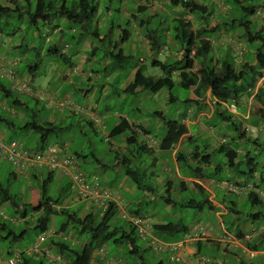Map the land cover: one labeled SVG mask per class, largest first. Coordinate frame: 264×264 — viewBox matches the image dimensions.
Segmentation results:
<instances>
[{"label": "rangeland", "instance_id": "rangeland-1", "mask_svg": "<svg viewBox=\"0 0 264 264\" xmlns=\"http://www.w3.org/2000/svg\"><path fill=\"white\" fill-rule=\"evenodd\" d=\"M65 2L67 7L74 6L78 0H59ZM97 0L98 5V15L96 18L98 32L102 37H106V39L102 41H98L92 37H87L84 41H79L77 39V34L73 31L70 32L71 25L67 22L58 20L62 33L52 31L53 25H40L39 32L35 31V28L29 24L28 11H32L28 5V2L33 6L34 0H15L12 3L10 0H0V5L3 7H10L11 9L18 8V11L11 14L8 17H4L0 19V55L6 56V54L10 56H17L20 60L18 65V74L19 77L23 80H26L31 84L34 89H39L45 91L46 94L51 95L54 92L59 94V97H55L56 101H61L64 99H68L72 101L74 105L78 108L74 111V115H70V108L65 107L64 109H60L61 113L58 111L54 112L51 108H47L43 101L39 103H35L34 101H30L29 97L26 95H20L18 93H14L12 97L6 98L2 90H0V109L1 107H10L12 105V101L19 97L24 103L26 108H15V114H22L21 119L18 116L13 117V121L21 126L27 122H31L33 120L37 121L39 124L45 125L46 123H54L55 126L61 128V131L56 134H51L46 138V145L48 144H59L63 145L67 143L69 148L68 150L73 152H79L82 155L86 156L88 159V165L81 164V170L88 171L95 174V159H98L100 163L106 165V169L104 171L97 170L98 175L100 177V181L105 182L107 189L111 190L118 197L117 202H119V198L122 197L124 199V203L129 206L134 203V201L142 200L144 196L139 192H135L133 196H129L127 193V186L123 187L122 182L125 178L123 172H121V168L116 166L115 162V153L114 149L121 144L122 139L128 136L129 132L126 131L120 136H116L113 139H107L106 134L113 129L117 120H119V115L124 113L130 119H136V115L139 113L136 111V107L138 103H141L143 99L146 100L142 104V108H147L149 111L155 109H162L164 113L169 112V116L173 117V113H175L178 109L182 111V116H176V119L182 120L185 118H189V120L195 121L196 116L189 112V110L196 109L191 100L192 93L190 90L182 89L180 86H173L170 90H163L156 96L153 95H145L143 93L130 95V96H121L116 97L112 92L113 88H118L121 84H123L126 79H130L134 75V69L137 61H143V73L144 75L151 77L153 79L159 78L163 76L160 68L151 66L152 57L151 58H141L139 54H136L135 59H131L125 62L120 63V67L118 70H114L116 65L113 64V58L111 57L112 52H117L119 48H114L115 41H119V36H122L123 31H128L131 34V39L126 42L122 47L123 53L125 55L135 53V48L133 47V36L135 32L146 33L147 31H153V34H156L158 37L161 36L163 39L164 35H168V39L171 43V47L175 52H179L180 59L182 58V48H184V43L180 39L175 38V30L178 26V20L176 18L182 17L186 15L185 12L177 10L173 8L171 5L167 3H163L161 0L158 1V5L156 8L153 6L150 8L149 13L139 14L137 17V22H133L131 18V14H136L133 4L134 0ZM160 1L162 4L160 5ZM196 3L205 6L208 8L210 13H213V9L215 6L216 0H195ZM145 3V0L141 1ZM261 0H247L244 1V5L258 7L260 6ZM228 6H230L231 11L226 13V17L224 20H229V22L234 24V22H238L240 18L243 19H252V16L244 15L240 11V6H238L233 0H227ZM146 4V3H145ZM155 18H152L151 23L147 24L146 27H139V20H150V16L152 13ZM263 12V10H262ZM194 16H198V13H195ZM233 19V20H231ZM253 29H255L253 27ZM235 30L238 32H242L243 29L239 27L238 24L235 25ZM17 32V33H15ZM13 34V35H12ZM74 35V36H72ZM118 35V37H117ZM259 42H254L252 44L247 43V47L252 51V55L254 50L259 46ZM87 44H92L94 53L92 54L91 48ZM56 46L61 51L65 50L67 57L70 58L72 63V67L63 65L59 59L55 57V55L48 54L49 48L51 46ZM32 48H35L32 50ZM135 55V54H134ZM133 55V56H134ZM221 55V54H220ZM223 55V54H222ZM221 55V56H222ZM248 56V55H247ZM222 59L224 56L221 57ZM247 58V57H246ZM251 56L247 58V61L250 60ZM153 59H162V57L155 55ZM166 60V59H165ZM201 60L197 58L198 62ZM168 62L172 61L171 58H168ZM234 64H236L235 58L232 59ZM30 64L34 65L36 63L39 64L38 71L36 76L32 78L28 74L27 66ZM57 63L60 66V69L56 68L57 73H66L67 81L63 79L57 80L54 76V64ZM107 67L106 71V79L110 82L111 88L109 89L108 98L105 99L102 97L99 100V95L96 93L95 86H92L88 83V76L91 78L92 83H96L97 85L104 80L105 71L103 70ZM82 71V72H80ZM93 72H98L101 76L100 79L96 77H91ZM100 72V73H99ZM174 82L178 81V77L174 76ZM1 85L9 90L11 88V83L3 79L1 81ZM169 94L176 98V103L173 104L171 102H166V99L169 98ZM54 95V94H53ZM158 97V100L156 98ZM182 101L183 103H181ZM86 107L94 109L93 117L99 119V123L94 122V119L88 117V110ZM57 109L58 107L55 106ZM81 109H84L80 111ZM177 109V110H176ZM238 111L241 109L238 107ZM79 112V113H78ZM0 115L2 117H8L5 110H0ZM124 115V116H125ZM10 116V115H9ZM83 116L87 117L86 121H83ZM90 116V115H89ZM135 117V118H134ZM175 117V115H174ZM173 117V118H174ZM10 118V117H9ZM140 119H144V116H140ZM157 119L155 116L150 115L148 121L149 132L153 136V139L161 140L164 136L165 129L161 127L160 131L154 130L157 125ZM90 122L92 123V127L89 126ZM215 122L219 123V118L214 117L209 122L208 125H214ZM50 123V124H52ZM244 123L248 126H253V122L244 121ZM206 124V125H207ZM226 125L225 123L222 126ZM161 126V124H158ZM221 126V127H222ZM192 129H197L195 126ZM223 130V129H222ZM222 130H216L217 132ZM0 133L5 135V142L13 141H25L30 147L37 148L41 147L42 143L39 141V136L32 131H24V130H12L9 131L4 125V123L0 122ZM222 136L229 137V134L223 133ZM224 138V137H222ZM221 138V139H222ZM199 139V138H198ZM199 146L202 148L206 146V154L212 157V163L217 164V154L211 150L210 146L207 147L208 143L204 139H200ZM211 142H209L210 145ZM231 143V142H230ZM154 146V145H153ZM133 150L134 158L132 160L133 166H138L139 162L141 165L139 166L141 169L145 168L146 172L150 175V172L159 176L161 180L169 179L176 184V177H178L177 168L174 163L170 162V170L168 172H164V168L161 166V159L170 158L171 153L168 152L166 155H160V160L158 165L153 167H148L150 164L149 155L138 153L136 147H131ZM68 152V153H70ZM127 157L131 158L129 153L125 154ZM252 158H255V162L257 163V170L263 166L264 164V154L263 153H255L253 152L251 155ZM122 158V157H121ZM159 158V155L157 156ZM243 160V159H241ZM223 161V160H222ZM203 164V163H201ZM198 164L194 163L192 166L195 167ZM200 165V164H199ZM169 166V167H170ZM240 170H247L245 160L240 165ZM237 170V168H236ZM14 172V167L2 157H0V183L5 187H9L12 195L15 196L17 203L28 201V194L30 192V188L28 187L29 180L22 175H17L18 179H11L8 181L7 175L9 172ZM209 175L213 176L212 178L219 182H231L234 181V177H230V173H228L227 169L223 167V170L220 175L215 176L211 173L210 170H206ZM43 177H47V171L43 170ZM180 173H182V177L184 176V172L181 169ZM190 175V174H188ZM232 175V174H231ZM57 178V177H56ZM54 178L53 182L47 186V193L52 199L59 200V207L67 208L72 211H78L79 208L86 206L85 201L80 202L79 200L76 202H72L73 193H71L65 182L66 179L57 182V179ZM249 179V178H248ZM151 183L155 185L158 197L163 196L166 197V186L162 184H156L158 179L155 177H150L149 179ZM9 182V184H7ZM33 189L36 188V184L34 181H31ZM129 186L135 187L132 183L128 181ZM207 186V184H206ZM214 188V187H213ZM214 195L216 200L221 202L225 200L226 202H237V207L234 210L240 212V215L232 216V215H224L218 216L215 212L208 211L205 209L203 212H197L194 210H185L177 208L167 207L162 204V201H157L149 206L148 212L153 215L152 217L162 218L165 221H176L175 219L182 218L184 220V224L189 227L193 222L200 219L206 225H210L212 227H217V230L225 227L232 235L237 236V234L242 232L243 234L248 233L250 229H248V225L250 221H244L247 215L254 214L257 212H263L264 214V204L259 206L251 205L249 202L238 203L236 196L225 193L223 191H219V189H214ZM156 196V197H157ZM135 198V199H134ZM170 198L176 201H180L182 199H195L200 200V196L194 190H189L184 194L179 192L171 191ZM121 199V198H120ZM66 201L69 202V207L66 206ZM2 214L5 215V223L9 226L10 224L16 228V231H21L26 228V233L24 234L23 239L14 245L16 249L22 252H26L29 247L36 240L37 236L40 232L33 228L37 215H34L28 225H24L22 220L20 219V215L15 216L14 210L8 205L5 204L1 211ZM13 217L17 219V223H11ZM165 217H168L166 220ZM155 219V218H154ZM66 221V217L62 215H54L51 218V223L49 225L53 228H58V226ZM222 223V225H221ZM252 223V222H251ZM112 226H121L124 227L126 232H130L126 226L125 221L120 219L119 213L111 220ZM70 240L72 241H88L89 234H81L77 231H69ZM121 234L115 235L113 238L108 239L105 245L102 246L101 250L98 251L97 254L93 255L92 264L95 263L94 257L98 256V260L96 264H171L169 261V254H164L161 252H155L149 248L148 243L141 241L138 236L134 233L131 235L132 240L136 247H138V252L136 254H131V245L128 242H122L121 244H114L113 240L118 239ZM224 238V235H223ZM169 241H174L171 238ZM9 245V238L4 241H0V264H4L9 257L3 254V250L5 247ZM208 249H203L201 255L214 257L215 262H226V264H238L234 263V257L228 255L223 256L216 252ZM28 254V252H27ZM29 256V255H28ZM242 260L245 264L249 263L248 256L242 254ZM33 260L35 257L30 256ZM41 258V256L37 257ZM41 260V259H40ZM43 264H49L46 258L43 259ZM224 262V263H225ZM254 263H258V260L252 261Z\"/></svg>", "mask_w": 264, "mask_h": 264}, {"label": "trees", "instance_id": "trees-1", "mask_svg": "<svg viewBox=\"0 0 264 264\" xmlns=\"http://www.w3.org/2000/svg\"><path fill=\"white\" fill-rule=\"evenodd\" d=\"M10 1L12 3L15 2V0ZM233 1L238 6H240L241 13L248 16H253L255 14L256 9L259 7L244 5L243 2L247 0ZM168 4L177 10L185 12L186 15L198 13V15L200 16L198 18L200 20H209L208 18H210V16L212 15V13L208 11L207 7L199 6L195 2V0H169ZM28 5L32 10L28 11L29 24L35 28L36 32L40 31V25H53L51 27L52 31H54V23H59L58 20H62L71 25V29L75 31V33L77 34L76 37L79 41H82L87 37H92L102 42L106 39V37H102L100 35L97 28V0H78L77 3H75L72 7H67L64 1H61L60 3L59 0H34L33 6L29 2ZM17 11L18 8L13 10L10 7H3L0 5V19L8 17ZM176 20H178V26L175 30V38L182 40V42L184 43V48H182L181 50L183 55L182 58L172 62H167L166 64L162 63L159 59L152 58L151 66L160 68L161 72L163 73V76L153 79L144 75L143 70L139 68L135 73L133 81L124 91V93L146 91L150 95H156L163 90H170L173 88V86L177 85L175 84L172 78L175 73H178L179 82L177 86H180L182 89H193L194 93L201 97V99L205 98L206 91H209L212 102L214 103L213 107H215L214 115L212 118L218 117L219 123L217 124L215 122L214 125L207 124V126L213 127L216 130H221L222 124L231 123V131L236 130V132H239V130L241 129L236 128V126L241 127L243 123H237L236 121H232V113L229 112L228 114L227 112L223 111V106L230 101L237 102L239 99H241L244 94H248L249 91L253 92L258 80L264 78V29L257 30L249 19L240 18L238 22H234V24H232V22H229L227 30L230 31L231 29H235V25L238 24L239 27L243 28L244 32H246L245 35L247 43L252 44L254 42H259V46L255 49L252 59L248 61L246 60V62L242 66L236 67L234 62L232 61L233 58L228 53L227 57H224L221 64L216 65L215 63H211V57L208 54L209 51L202 49L203 46L205 47V42L203 44L200 39L206 36L207 30H198L197 32H195L191 25V22L187 21L188 19L183 17V15L182 17L176 18ZM183 20H186V22H184ZM56 25L61 28L60 24H55V26ZM253 27L255 29H253ZM61 31L63 32V30ZM148 33L153 36V31H149ZM195 33H197V35ZM129 35L130 33L128 31H123L121 39L118 42L114 43V48H119L118 51L115 53L112 52L110 54L114 60L113 64L117 65L118 67L121 66V62H125L131 59V56L125 55L123 53V50L119 47L121 44L125 43V41L127 40V36L129 37ZM161 38L162 37L159 36L157 40H151V43L154 47V56L157 55V51L162 47V43H164V40ZM194 47H198L203 51L199 52V50L197 56L192 57ZM34 49L35 48H32V50ZM93 53L94 49L92 50V54ZM48 54L55 55V57L59 59L60 62L65 66L70 60V58L67 57L66 51H61L55 45L49 48ZM197 58H200L202 60H199L197 62L195 60ZM38 67V63L34 65L29 63V65L27 66L28 74L32 78L36 76ZM17 69L18 67L16 68V74L18 78H20ZM3 79L6 78H0V90H2L4 97H12L14 93L17 92L12 89V83L10 81L9 82L11 83V88L9 90L5 89L1 85V81ZM169 97L174 98L171 95ZM263 97L264 85L263 87L257 88L253 98L257 102H259V104L261 103L260 105L262 107H264V102L262 99ZM29 98L35 103L40 102L35 97ZM18 99L19 98L16 97L12 101V105L10 107H7V109H4L8 117H2L0 115V122L8 124L11 128L14 129L32 131L33 133L39 136V141L44 146V144L46 143V138L49 137L51 134H56L57 132L61 131V128L51 124H39L35 120L27 122L21 126L17 125L13 121L12 112L14 111L13 105H17L15 103L18 102ZM24 105L25 103L23 104V106ZM198 112L199 108H197L193 115L196 116ZM162 122L165 128V132L160 143H158V149H160L161 151H168L173 149L181 138L185 137L190 130H194L192 129V127L194 128V126H186L184 124V120H182L181 118L177 120L172 118L171 116H167L165 118H162ZM138 128V130L145 135L144 137H147V131L142 126L138 125ZM126 131L129 132L128 136H126V143L127 145H129V148L136 147V151H138V153L149 155L150 158V156L152 155V147L149 146L145 141L144 143H142L138 140V135L139 137H142L143 135L139 134L136 128H133V125H130L126 119H121L120 123L117 126L113 127V129H111L108 136L110 139H113L116 136L122 135ZM200 139L206 140L201 135L199 137L197 136L196 138H188V142L185 143V146L186 150H190V152L187 153L186 151H182L178 155H176V168L179 171L182 169L184 172V176H195L198 178L203 177L204 169L201 168V165H203L201 163H207L212 160V157L206 154V146H203L202 148L199 146ZM227 141H224L220 145L223 151H227V155H225V157L227 156V159L225 162L217 163L215 171H212V173L216 174L218 172H222L223 167H235V170L237 168V170H239V173L250 177L251 174L255 171V169H257V163L255 162V158H252L251 155L245 157L246 165L252 162L254 163V168H247L246 171L240 170V165L243 163V160H241V158L238 164L234 165L235 158H239V155L237 154L238 148L235 144L237 139L236 141ZM207 143V147H209V142L207 141ZM259 147L264 148V141ZM40 148H42V146L38 147L37 149ZM128 153L131 158L124 155L122 158H120L117 166H121L124 176L128 179L130 183L135 186L138 191L147 193L151 196L139 200L134 207L129 209V213L133 215L146 214L151 218L152 222V218L155 217H152L153 215H151L148 210L149 206H151L152 203H155L157 199H159V201H162L163 205L171 208L178 207L179 209L194 210L197 212H203L205 209H207L208 211H213L214 207L208 199L209 196L207 192L198 183L186 184L182 181L178 186H174L171 184L172 182L167 181L164 184V186L167 187L166 197H158L157 193L159 192L156 190L155 185L149 180L150 177H153L152 172H150L149 175L146 172L145 168L141 169L139 167L141 165V162L144 161L139 162L138 166H133L131 160L135 159L133 150L130 149ZM74 155L79 160L80 165V159L82 158H80L79 154ZM198 162L200 163L199 166H192L194 163L198 164ZM148 167H151V165L149 164ZM49 175L54 176V174L51 173H49ZM41 190L43 194L42 201L38 206L23 205L21 207V210L18 212L17 209L19 205L16 201L15 196L9 193L6 188H3L0 185V195L3 198V201L8 202L11 207H14L15 213H20V219L22 220L25 226L29 224L30 219L34 215H37L36 213L39 211L41 212V214L39 216L37 215V219L33 228L38 230L40 233L48 229L51 223V218L54 215L58 214L66 217V221L58 226L55 231V236L52 237V239H50L48 243L50 247L55 250L56 253L68 259L71 264H92L94 247L99 242V239L104 238L108 241V239L113 238L118 233L121 235L118 239L113 240L114 244L118 245L122 242H128L132 247L130 251L131 254H136L138 252V247L135 246L134 241L131 238L132 234L135 233L137 235L135 228L126 221V226L130 232H126L124 227L112 226L111 224V220L117 215V213H119L116 201L109 202L107 208L103 212H100L98 214H89L81 218L75 211H71L67 208H60L58 205L59 200H54L48 195L46 185H42ZM189 190L196 191L198 193V196H200V200L182 199L180 201H176L170 198L171 191L184 194ZM259 198L260 197L255 193L248 194V200L254 206L262 204V201ZM165 218L166 220L168 219V217ZM175 220L176 221H165L163 219L162 222L158 225H153L152 223V230L154 232V236L162 241L168 242L167 240H169L170 238L172 240H176L188 233L189 227L188 225L184 224V220L182 218H177ZM1 226L5 227L6 235L9 236V245L8 251L6 252V256L10 258L16 254H19V256L21 257V261L18 264H43V260L37 262L33 261L26 252L19 251L15 254L12 253V247L23 239L24 234L26 233V228L18 232L16 231L17 229L14 228L11 224L9 226L7 224H1ZM72 230L77 231L81 234H89V240L86 241L85 244H83L81 247H79L73 246L66 240H63V238L61 237L60 239H57V235L65 237L66 233ZM143 242L148 243L147 241ZM41 258L44 259L43 256H41Z\"/></svg>", "mask_w": 264, "mask_h": 264}, {"label": "crops", "instance_id": "crops-1", "mask_svg": "<svg viewBox=\"0 0 264 264\" xmlns=\"http://www.w3.org/2000/svg\"><path fill=\"white\" fill-rule=\"evenodd\" d=\"M128 2H130L129 0H127ZM142 0H134V2H131V4H133L134 10L136 12V14H131V18L133 19V22H137V17L139 14H146L149 13L150 8L153 6L154 8H156L158 5V1L156 0H145V3L141 2ZM163 3H167L169 0H161ZM160 1V5L162 4V2ZM262 2H260V6L256 9L255 14L252 16L253 18L250 19L251 22L253 23L254 27L257 30L260 29H264V0H261ZM196 2V1H195ZM198 4V3H197ZM199 6H202L200 4H198ZM263 10V12H262ZM231 11L230 6H228L227 0H216L215 2V6L213 9V13L210 16V18H208L209 20H200L198 16H194V14H187L183 17H185L186 19H188L187 21L191 22V25L194 29L195 32H197L198 30H207L206 36L202 37L200 39V41L204 44L205 42V47L203 46L202 49L209 51L208 54L211 57V63H215L216 65L221 64L222 59L221 57H227V55L229 54L232 58H235L236 67L242 66L247 58H250V60L252 59V51L247 47V41H246V32L243 31L240 33L238 31H236L235 29H231L230 31L227 30V26L229 23V20H223L224 17H226V13ZM258 12H260L258 14ZM156 14L154 11V14L152 13V15L150 16V20H139V27L144 28L146 27L147 24L151 23V19L155 18ZM184 22H186V20H183ZM54 26V33L56 32H62L61 28ZM70 32L74 30L73 29H69ZM75 33V32H74ZM197 35V33H195ZM153 36H151V34L148 33V31L146 33H141V32H135L133 38V47L135 48V53H131L128 54L131 56V59H135L134 57L136 56V54H139L141 56V58H153L154 56V47L151 43V40L155 39L157 40L158 36L156 34H152ZM74 36V35H72ZM118 37V35H117ZM119 38L121 39V36H119ZM227 38H235L239 41V43L242 45V48L239 47L240 52L239 54H236L235 51L236 48L235 46L228 44V41H226ZM119 39V40H120ZM131 39V34L129 35V37L127 36V40L125 41L128 42ZM163 40L164 43H162V47L157 51V55L162 57L164 60L159 59L162 63L166 64L168 61V58H171L172 61L178 60L180 59V54H178L179 52H175L172 47H171V43L168 39V35H164L163 36ZM84 41V40H82ZM116 42V41H115ZM85 43V41H84ZM121 44V47L125 44ZM91 50L92 49V44H87ZM199 49L198 47H194V51L192 53V57L197 56L198 51L202 52L203 50ZM123 50V49H122ZM255 52V50H254ZM228 53V54H227ZM9 54V53H8ZM6 54L7 56L11 57L10 55ZM135 54V55H134ZM222 56H221V55ZM254 54V53H253ZM134 55V56H133ZM248 55V56H247ZM247 57V58H246ZM201 58V57H200ZM130 59V60H131ZM166 59V60H165ZM196 60V59H195ZM202 60V59H201ZM171 61V62H172ZM138 63L135 66L134 69V75L133 77H131L130 79H126V81L121 84L118 88H113L114 91L112 92L116 97H121V96H130V95H137L140 93H143L145 95H150L149 93H147L146 91H136L133 93H124V91L128 88V86L131 84V82L134 79L135 73L137 72V70L139 68L142 69L143 67V61H137ZM54 64V76L57 78V80L63 79L64 81H67V75L66 73H62V71L60 73H57L56 68L60 69L59 64L57 63H53ZM66 66H69V68H71L73 65L71 63V61L69 60L66 64ZM117 65L114 67V70H118ZM107 67H105L103 70L105 71V76H104V80L99 83L98 85L96 83H92L91 78L88 76V83H90L92 86H95L96 89V93H98L99 95V100L104 97L105 99L108 98V94H109V89L111 88V84L110 82L106 79V71H107ZM18 71V69H17ZM82 72V71H80ZM92 75L91 77H96L97 79H100L101 76L98 74V72H93L91 71ZM100 73V72H99ZM176 76L178 77V73H175L173 75V77ZM179 82V77H178V81L175 82V84L178 85ZM264 85V78L259 79L258 82L255 85V89L254 91H249L248 94H244L241 99H239L237 102H233L230 101L227 104H225L223 107V111L228 112V105L231 103H234L236 105V112L235 114H231L232 115V121H236L237 123H243V125L241 127L236 126V128H240L241 130H239V132H236V130H232L231 131V123H228L224 126H222V131L217 132L215 128L207 126V122L209 120H211V118L214 115V103L212 102V99L210 97V93L209 91H206V97L201 99V97H199L198 95H196L193 91V89H190L191 93H192V97L191 100L193 102V105L196 109H191L189 110L190 113L194 114L195 111L197 110V108H199V112L196 115V119L195 121H190L189 118H185L184 120V124L188 127H192V126H196L197 129L195 130H190L187 135L183 138L180 139V141L176 144V146L168 151H161L160 149H158V143H160L161 140H154L153 136L151 135V133L148 131L149 130V125L148 123H145L148 121V118L150 117V115H153L156 117L157 121V125L161 124V126L156 125V127L154 128V130H158L160 131L161 127L164 128L163 126V122H162V118H165L167 116H169V112L164 113L162 111V109H155V110H151L149 111V109L142 108V104L144 102H146L145 99L142 100L141 103H138V106L136 107V111L139 113L138 115H136V119H130L128 117V115L126 116L124 113H121V115H119V120H117V123L115 124V126H117L120 123L121 119H126L130 125H134V126H142L146 131H147V137H139L138 135V140L142 143H144V141L151 146V143L155 142L156 144H154V146L152 147V155L150 156V160H151V167H155L156 165H158L159 160H160V155H166V153L170 152L171 156L170 158H166V159H161V166L164 168V172H168V170H170L171 166L169 165L170 162L174 163L175 167H176V155H178L180 152L182 151H186L187 153L190 152V150H186V146L185 143L188 142L187 139L194 137L196 138L197 136L199 137L200 135L202 137H204L208 142L210 143V148L212 151L215 152V154H217V159L219 162L217 163H221V162H225L227 159V156L225 157V155H227V151H223L221 149V144L224 141L229 142L230 140H235L236 141V145H237V154L239 155V158H235L234 160V165L238 164V162L240 161V158L245 160V157L252 155L253 152L255 153H263L264 154V148L259 147L262 142L264 141V107H262L259 102H257L253 97L256 93V90L258 87H263ZM54 94V95H53ZM51 93L50 96H55L56 98L59 97V94L57 92ZM159 94V93H158ZM157 95V94H156ZM153 95V96H156ZM151 96V95H150ZM170 96V95H169ZM28 97V96H27ZM54 97V98H55ZM19 98V97H18ZM30 99V98H29ZM263 102H264V97L262 98ZM156 100H158V97L156 98ZM30 101H32L30 99ZM171 102L173 104L176 103V99L174 98H167L166 102ZM41 102V101H40ZM181 103H183L182 101H180ZM17 105H13V110H15V108H26L25 105L23 106L24 102L19 98L18 102L15 103ZM238 107L241 109V111H238ZM47 108H51L52 110H54V112L58 111L59 113H61V111H59V108H55V106L53 107H47ZM1 109H7V107L3 106L1 107ZM0 109V110H1ZM78 109V108H77ZM89 107H86V110H88ZM73 109H70V115H74V111H72ZM84 109H81L80 111H82ZM177 110V109H176ZM76 111V110H75ZM88 113V117L92 119L93 117V112L94 109L90 108V110L87 111ZM79 113V112H78ZM15 111H13V117L18 116L19 119H21V117L23 116L22 114L18 113V115H14ZM90 115V116H89ZM125 115V116H124ZM175 115V117H174ZM140 116H144L145 121H143L144 119H140ZM172 116V115H171ZM176 116H182V111L180 109H178L175 113H173V117L174 119H176ZM172 117V118H173ZM135 118V117H134ZM182 119V117H181ZM83 121L87 120L86 116H83L82 118ZM251 121L253 122V126H248L244 123V121ZM50 123H52V121H50ZM48 123V124H50ZM236 123V124H237ZM42 124V123H41ZM47 124V123H46ZM45 124V125H46ZM47 124V125H48ZM5 127L7 129H9V131L15 130L14 128H11L8 124L4 123ZM51 125H54V123H52ZM90 127H92V123L90 122L89 124ZM114 126V127H115ZM60 128V127H59ZM165 129V128H164ZM26 132V131H25ZM110 131L107 133L109 134ZM226 133L229 134V139L226 136H222L221 134ZM1 137L3 138V140L6 139L5 135H2L0 133ZM224 137V138H222ZM222 138V139H221ZM21 142V141H20ZM22 143L29 148L30 145H28L25 141H22ZM226 143V142H225ZM59 145V144H58ZM44 146H46V143L44 144ZM60 147H62L64 149V153L65 154H79L80 158V169H81V164L84 165H88L87 161L88 159L84 156L81 155V153L79 152H73L71 153L68 148V144L64 143L63 145H59ZM234 146V144H233ZM43 147V145H42ZM33 148V147H30ZM38 148V147H37ZM36 148V149H37ZM130 150L129 145H127L126 143V137H124V139H122L121 144L118 145V147H116L113 151L115 153V162H116V166L119 163V160L121 157H123L125 154L128 153V151ZM70 152V153H68ZM159 155V158H157V156ZM83 156V157H82ZM0 157H2L0 155ZM3 158V157H2ZM4 159V158H3ZM5 160V159H4ZM223 160V161H222ZM207 162V161H206ZM95 164H96V168H95V174L91 173L88 171V168L86 169V171L81 170L85 175L91 177V178H95L97 179V183L100 187L103 188H107L106 186V181L102 182L100 181V177H97L98 172L97 170H101L104 171L107 167L106 165L100 163V161L98 159H95ZM199 162H198V166H199ZM170 166V167H169ZM217 164L215 165L214 163H212V160L205 163L203 162V165H201V168L204 169L203 170V177L198 178V177H193V176H184L182 177V173H180V171L177 169L178 172V177H176V184H174L173 181L169 180L168 178L165 180H161L159 178V176L153 174V177H155L156 179H158V182H155L156 184H165L167 181L168 182H172L171 184L174 186H178L182 181L185 182L186 184L189 183H198L200 184L205 191L208 194V199L211 202V204L213 205L214 209L211 212H215L218 216H224V215H232V216H236V215H240L241 213L238 212L237 210H234L235 207H237V202H226L225 200H222L221 202L216 200V197L214 195V189H219V191H222L219 187H218V183H220L219 181H216L215 179H213L211 175H209L208 173H206V170H210L211 173L212 171H215ZM119 168H121V166H117ZM246 167L249 168H254V163H249L248 165H246ZM258 168V167H257ZM226 169L228 170L227 172L230 173V177L233 176L235 179L234 183L237 184H246V183H252L254 184L257 188H259L261 191L264 192V164L263 166L259 169V171L257 169H255V171L251 174L250 177L245 176L242 173H239V170H235V167L231 168V167H226ZM43 171V170H42ZM42 171H32V172H28V173H24V174H20L19 172L15 171L14 172H9L7 175V179L8 181H10L11 179L17 180L18 176L17 175H22L25 178H27L30 182L34 181L36 184V188L33 189L32 187V183L29 182L28 187L30 188V192L28 194V201L26 202H21L18 203L19 207H18V212L21 210V207L23 205H31V206H38L41 201H42V190H41V186L46 185L48 186L49 184H51V182H53V179L56 178L57 182H60L64 179H66L67 182H65L67 184V188L69 189V181L67 178H65L64 176H57V175H49V173L47 172V177L44 178L43 177V172ZM121 172L122 169H121ZM221 172H218L216 174H213L215 176L220 175ZM232 174V175H231ZM249 178V179H248ZM9 184V182L7 183ZM207 184V186H206ZM0 185L5 188L1 183ZM123 187H126L127 193L129 196H133L135 194V192H139L140 194H142L144 196V198H148L151 197L149 194L144 193V192H140L138 191L135 187H131L128 184V179L125 177L123 179L122 182ZM214 187V188H213ZM9 193L10 189L9 187L6 188ZM110 190V189H109ZM71 192V191H70ZM73 193V192H71ZM235 196V195H233ZM121 198V199H120ZM118 200L119 202L117 203L118 209L120 211L123 210H127L129 212V209L134 207L135 204L139 201H134L133 204H131L130 206L126 203H124V199L122 197H120ZM135 199V198H134ZM236 199L238 201V203H243V202H249L248 200V196H236ZM262 201V204H264V197L259 198ZM73 203L78 201L77 197L75 195H73V198L71 200ZM80 201V200H79ZM82 202V201H80ZM86 204V206H83L81 208H79L77 212L78 216L83 218L86 215L89 214H98L101 212V209L98 208L97 205L95 204H91L89 202H84ZM250 203V202H249ZM5 204H8L10 207L11 205L8 202H4L2 196L0 195V241H4L7 240L9 238V236L6 235V230L5 227H2V225L6 224L5 223V215L1 213L2 208ZM251 204V203H250ZM252 205V204H251ZM66 206L69 207V202L66 201ZM259 206V205H257ZM13 210H15L14 207H11ZM62 208V207H60ZM65 209V208H62ZM72 211V210H71ZM15 213V212H14ZM20 215V213H15V216ZM38 216L41 214V212H37L36 213ZM58 215V214H57ZM54 217V216H53ZM15 217H13L14 219ZM12 219V220H13ZM162 218H152V223L153 225H158L162 222ZM244 221H250L249 225H248V229H250V231L248 233L243 234L242 232L238 233L237 236L232 235L225 227H223L224 231H222V229L217 230V227H212L210 225H206L202 222V220L198 219L195 222H193L191 224V226L188 229V232L192 231L193 227L197 224H202L204 225L206 232H207V238L201 239V240H196L193 242H189L186 247H185V251H184V257L188 260V261H195L200 257H205L209 260H211L214 263V257L211 256H204L201 255V252L203 249H208V250H212L221 254L223 256H232L234 257V263H238V264H245L244 261L242 260L241 255H247L245 253V250H250V251H254L255 252V257L253 259H250L248 257L249 263L248 264H264V234H261L259 232V229L263 226L264 227V214L263 212H257L254 214H249L246 216V218L244 219ZM252 222V223H251ZM12 223V221H11ZM222 225V223H221ZM49 228V227H48ZM53 228V227H50ZM55 231L57 228H53ZM153 231V230H152ZM154 233V232H153ZM250 234V239L246 240L245 239V235ZM224 235V238H223ZM58 238L60 239V235H57ZM66 236L70 238V233L67 232ZM72 237V236H71ZM11 238V237H10ZM183 238V236H181L180 238L174 240V241H178L181 240ZM230 238V239H228ZM235 239V243H233L232 240ZM107 240H105L104 238H100L99 242L95 245L94 247V251H93V255L97 254L98 251L101 250L102 246L105 245ZM68 243H73L70 241H67ZM86 241H79L76 242L73 246H79L81 247L83 244H85ZM169 242H173V241H169ZM49 245V244H48ZM8 251V247H5V249L2 251L3 254L6 256V252ZM55 251V250H54ZM19 252L18 249H16L14 246L12 247V253H16ZM167 254V253H164ZM2 258V257H0ZM32 259V258H31ZM41 259V260H40ZM37 258L35 257V259L33 261L37 262V261H42L43 258ZM63 264H71V262L63 257ZM98 260V256L94 257V261L96 264V261ZM254 260H258V263H254L252 261ZM220 262V261H219ZM225 262V261H224ZM223 264H226V262ZM162 264V263H161Z\"/></svg>", "mask_w": 264, "mask_h": 264}, {"label": "built area", "instance_id": "built-area-1", "mask_svg": "<svg viewBox=\"0 0 264 264\" xmlns=\"http://www.w3.org/2000/svg\"><path fill=\"white\" fill-rule=\"evenodd\" d=\"M259 14V12H258ZM229 42H233L232 39H228ZM239 50V45L237 47ZM20 60L18 57H9L0 55V78H6L12 83V89L18 94H24L29 97H35L40 101H43L46 107L56 106L61 110L65 107L77 110V107L72 101L64 99L56 101L53 96L45 93L43 90L34 89L31 84L26 80H21L16 74V68L19 65ZM230 113L236 112V106L230 104L228 106ZM94 122L99 123V119L92 117ZM137 132L145 136L138 127ZM109 139L108 134H106ZM156 144L151 143V146ZM0 155L11 165H13L15 171L20 174L42 171L57 175L64 176L69 181V189L73 194L81 201L95 204L101 209V212L105 211L109 202H117V196L111 190L100 187L97 183V179L91 178L85 175L79 165V160L74 154H65L64 149L58 144H48L40 149L27 148L23 143L19 141L5 142L0 135ZM219 188L228 194L235 196H248L250 193H255L260 197H264V192L257 188L252 183L237 184L231 182H220ZM119 215L122 220L131 224L137 233L138 238L141 241H147L149 247L155 252L168 253L169 261L171 264H223L222 262L214 263L211 260L200 257L195 261H188L184 257L185 247L189 242L196 240L206 239L207 232L202 224H197L193 227L192 231L186 233L181 240L166 242L158 239L154 236L152 231L151 218L146 214L133 215L127 210L120 211ZM17 219H13L12 223H17ZM261 234H264V227L259 229ZM55 230L48 228L46 231L40 233L33 244L26 251L29 256H43L48 260L49 264H63L62 255L56 253L48 241L55 236ZM63 240L70 241L74 245L78 240L72 241L69 237H63ZM246 240L250 239V234L244 236ZM230 239V238H228ZM235 243V239L232 240ZM245 253L250 259L255 257V252L245 250ZM21 261L19 254L10 257L4 264H18Z\"/></svg>", "mask_w": 264, "mask_h": 264}, {"label": "clouds", "instance_id": "clouds-1", "mask_svg": "<svg viewBox=\"0 0 264 264\" xmlns=\"http://www.w3.org/2000/svg\"><path fill=\"white\" fill-rule=\"evenodd\" d=\"M260 13V12H259ZM228 39H231V38H227L226 39V41H228V44H231V45H233V46H235V48H236V50H237V47H238V45H239V47H241L242 48V45L239 43V41L237 40V39H235V38H232V40H233V42H229V40ZM239 52H240V49L239 50H237V51H235V53L236 54H239ZM54 97V96H53ZM40 101V100H39ZM228 109V108H227ZM229 112V111H228ZM12 114H13V112H12ZM232 114H235V113H232ZM138 127V126H137ZM133 128H136V126H134L133 125ZM136 130H137V128H136ZM110 139V138H109ZM22 143V142H21ZM44 147V146H43ZM30 148V147H29ZM31 149H34V148H31ZM49 173V172H48ZM234 183V182H233ZM219 184V183H218ZM219 187V186H218ZM259 196V195H258ZM260 197V196H259ZM260 198H262V197H260ZM78 199V198H77ZM79 200V199H78ZM81 201V200H80ZM15 219V218H14ZM65 237H67V236H65ZM70 239V238H69Z\"/></svg>", "mask_w": 264, "mask_h": 264}]
</instances>
